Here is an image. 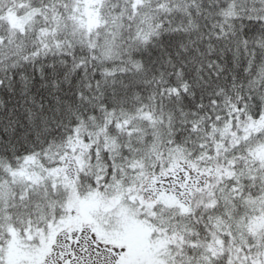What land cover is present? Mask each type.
<instances>
[{
    "label": "snow or ice",
    "instance_id": "obj_1",
    "mask_svg": "<svg viewBox=\"0 0 264 264\" xmlns=\"http://www.w3.org/2000/svg\"><path fill=\"white\" fill-rule=\"evenodd\" d=\"M0 264H264V0H0Z\"/></svg>",
    "mask_w": 264,
    "mask_h": 264
}]
</instances>
